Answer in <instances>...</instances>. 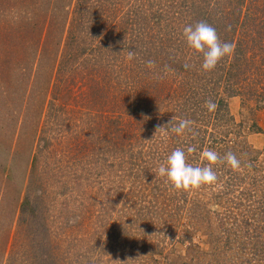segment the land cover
Segmentation results:
<instances>
[{
    "label": "rangeland",
    "instance_id": "374dc122",
    "mask_svg": "<svg viewBox=\"0 0 264 264\" xmlns=\"http://www.w3.org/2000/svg\"><path fill=\"white\" fill-rule=\"evenodd\" d=\"M232 2L0 0V264H227L244 255L264 264V222L252 221L264 209V49L245 57L243 74L225 76L238 65L234 54L204 74L202 56L182 37L186 25L206 21L236 46ZM236 7L253 17L248 35L264 29V0ZM202 74L210 75L205 89L262 91L257 99L221 95L235 125L228 137L245 150L237 170L258 180L228 196L251 211L249 234L236 227L240 216H224L223 197L173 190L155 171L174 149L197 146L191 132L155 134L173 116L193 120L195 136L211 123L216 136L226 130L213 112L199 120L162 94L203 89ZM196 148L194 166L204 162ZM252 241L261 252L253 259Z\"/></svg>",
    "mask_w": 264,
    "mask_h": 264
},
{
    "label": "trees",
    "instance_id": "16d2710c",
    "mask_svg": "<svg viewBox=\"0 0 264 264\" xmlns=\"http://www.w3.org/2000/svg\"><path fill=\"white\" fill-rule=\"evenodd\" d=\"M237 1L239 2V4L243 2V0H234V2H232L234 4V6L231 7L230 9V24L235 23V25H237L239 27V37L235 38V42H236V46H235V50H234V56H236V60L235 62L238 63V65H234L231 66L230 69L228 71H226L225 76H229L232 77V69L236 68L235 74H243L245 72V68L246 67V63L248 58H245L246 56H249L251 54H255V48L260 47L259 49V55L260 52H262V50L264 49L262 45H264V29L261 30L260 28H257L255 31H253L252 35H248V31H251L252 27H254L253 24H249L250 22H252V18L248 12L247 15L244 13L242 16V10L240 9V7H236V3ZM116 2H118V0H116ZM58 3V2H57ZM231 3V5H232ZM99 12V11H98ZM138 14L136 12V10H134V19L136 20L138 19ZM29 20V19H27ZM143 21H145V19H142ZM253 30V29H252ZM229 34H227L228 36ZM139 36V35H138ZM219 36V35H218ZM233 35L232 33H230V36L227 38V40H225L222 36H219L220 40L222 42H229L231 43L233 40ZM264 51V50H263ZM251 52V53H250ZM236 54V55H235ZM249 54V55H248ZM261 56V55H260ZM171 64H168L167 62L165 63V65L160 66V72L161 73H165V66H167V70H170V72H174L171 70V67H169ZM240 65V66H239ZM242 67V68H241ZM253 69L250 71L252 72ZM211 75H213L212 72H210ZM204 74H206L204 72ZM170 75V73L167 71L165 73V76L168 77ZM172 76V74H171ZM243 76V75H242ZM209 77L210 75H207V77H203L202 74V78L198 79L199 82V86L200 87H204L203 89H174L173 92L169 93L168 90L165 92H162V94L166 93L171 96V99L176 100V98H180L182 99V105L184 104H188L190 108L189 114L190 116L194 117V118H198V115H200L199 120H201L202 118H204L203 116V112L205 113L204 115H206L207 109L204 107V104L207 100H212L217 104V109L216 111H214L213 114V119L214 120H221V122L223 121L224 126L226 127V130H222V133L220 132V135L216 136V133H213L215 130V127H213V124L211 123L209 126L210 128L208 129L209 132H206L204 129L201 130L200 132L202 133L201 136H195L192 135L191 137H189V139H192V141H189L193 144H197L196 147H199V150L202 152L205 149H212L215 150L216 152H218L221 156H223L226 152H229V150H231L232 152H234L238 158H241V165L243 162V158L244 156V151L243 148L244 146L242 145L241 142H234V140H231L228 136V127L230 126V128L232 129V127L234 128L235 125L233 124V120L231 118V116L228 113L227 110V106H226V102L225 100L221 97V95L224 97H234L236 95L241 96V94L243 96H245L246 98L250 97L251 98H255L257 99V96L261 97V93L262 91L259 93L256 90H253V88L251 87V85L247 88V89H240L243 92L239 93L238 90L236 89H214L212 87V84H209L207 86H210L211 89H205V83H209ZM212 77V76H211ZM214 78V77H213ZM173 79L169 80L172 82ZM168 81V82H169ZM170 82V83H171ZM258 83H260V79L257 81ZM171 85V84H169ZM260 85V84H258ZM242 86V85H239ZM228 88V87H227ZM123 89H121L122 91ZM159 91V90H158ZM133 92H136V90L134 89ZM160 92V91H159ZM222 92V93H220ZM163 94V95H164ZM162 96V95H160ZM155 98V102L154 104H158L159 101V97L157 99L156 95L154 96ZM158 103H157V101ZM183 110H185L183 108ZM197 120V119H195ZM259 132V131H258ZM204 135L206 136L204 138ZM190 136V135H189ZM211 143H209L210 141ZM227 142H233L231 144V146H227ZM246 147V145H245ZM254 159V157H253ZM253 159H250V162H252ZM206 161L202 162L201 164H205ZM200 164V165H201ZM247 166V165H246ZM245 168H249L248 172H255L257 171V169L251 165L250 167H245ZM213 170L216 172L217 174V181L213 184L210 185H202L199 187V189L204 188L206 191H209V195L210 198L214 199L215 201H219V199H221V197H223L224 202H226L228 204V206L231 207V209H226L228 208V206L223 205L222 208L224 207V216H229V215H236V216H240L239 220H236L235 225H237L236 227L241 230V231H246V234L248 233V230L251 229V219H248L249 216H251L250 212L245 209L244 206H242V204H238V202H235V200L231 201V198H229L228 196L231 195L232 192L235 191V189L237 188V191L239 192V189L243 188V185H246L247 188H250L253 186L258 187L257 182L258 180L255 179L254 175L252 174H245L243 172H240L239 170H233L230 167H228L226 164H217L214 166ZM259 171V170H258ZM241 174H239V173ZM244 175V176H243ZM244 183V184H243ZM243 184V185H242ZM216 185V186H215ZM239 188V189H238ZM240 192H243L241 191ZM215 190H218L219 195L215 194ZM211 191V192H210ZM239 192L238 195H241V193ZM250 193V190H248V194ZM184 199V198H183ZM238 200L242 201L241 198H239ZM223 202V203H224ZM249 201H246V203H248ZM232 204V205H231ZM197 209H200L201 206H195ZM202 215L205 214L204 212V205L202 206ZM238 210H237V209ZM232 210H236L238 212L233 213ZM222 213V214H223ZM215 217V216H214ZM219 217V216H217ZM252 221L255 222L257 220L258 222H264V209H260L258 213L256 214L255 217H252ZM215 221H217L216 217H215ZM220 221L218 220V222L216 224H219ZM257 225H253L252 229L253 230ZM252 234L255 233L256 231H251ZM237 234V232H236ZM255 235H257V233H255ZM251 246L252 248L249 249L250 252L248 253L252 259L254 257H256L257 255H259L261 252L256 250V243L254 241L251 242ZM244 254V253H243ZM245 256V260H241L238 259V261H228L227 264H256L255 260H251L247 259L248 255H244ZM258 257V256H257ZM261 263V262H260ZM259 262L257 264H260ZM203 264H213V261H208L206 263ZM224 264V263H223Z\"/></svg>",
    "mask_w": 264,
    "mask_h": 264
},
{
    "label": "clouds",
    "instance_id": "9594fccd",
    "mask_svg": "<svg viewBox=\"0 0 264 264\" xmlns=\"http://www.w3.org/2000/svg\"><path fill=\"white\" fill-rule=\"evenodd\" d=\"M227 30L230 31V26ZM182 37L190 49L202 56L201 69L205 73L213 71L221 60L234 54L235 45L229 42H222L216 29L206 21L186 25L183 28ZM135 56V52L128 51L126 59L132 61ZM146 65L150 69L155 68V61L148 60ZM184 67L187 69L189 65L186 63ZM204 107L208 112H214L217 109V104L209 99L205 102ZM194 123L191 119L173 116L166 125H158L155 134L171 132L181 136L186 132H191L196 135L193 130ZM196 151L195 145L188 146L186 151L182 148L174 149L166 160L155 169L157 176L165 179L173 190L181 191L215 183L218 177L213 168L217 164H226L233 170L241 168V159L234 152L229 151L221 156L212 149H205L200 153L201 159L206 161L205 164L194 166L188 162V154ZM76 219L78 218L70 219L69 223H75ZM113 264H121V262L117 260ZM124 264H128V261L124 262Z\"/></svg>",
    "mask_w": 264,
    "mask_h": 264
}]
</instances>
